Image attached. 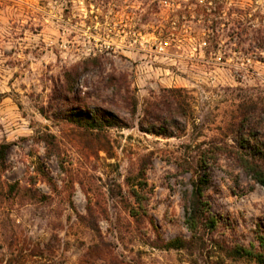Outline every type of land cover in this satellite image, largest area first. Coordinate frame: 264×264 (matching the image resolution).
Wrapping results in <instances>:
<instances>
[{"label": "rangeland", "instance_id": "obj_1", "mask_svg": "<svg viewBox=\"0 0 264 264\" xmlns=\"http://www.w3.org/2000/svg\"><path fill=\"white\" fill-rule=\"evenodd\" d=\"M163 89L170 137L138 128ZM98 110L124 127L69 116ZM262 112L264 0H0V264H264L225 251L264 237V188L200 155ZM201 172L214 232L156 248Z\"/></svg>", "mask_w": 264, "mask_h": 264}, {"label": "trees", "instance_id": "obj_2", "mask_svg": "<svg viewBox=\"0 0 264 264\" xmlns=\"http://www.w3.org/2000/svg\"><path fill=\"white\" fill-rule=\"evenodd\" d=\"M180 89H163L159 95L158 102L154 103L151 109L138 122L141 132L154 136H171L167 134L162 124L170 126L175 132L183 130L181 121L185 118L186 103L180 100ZM132 105V113L135 111V104ZM264 112L260 118L253 119L252 126L247 121H240L232 145H221L203 150L200 155H215L220 152L223 155H230L249 174L252 179L264 188ZM70 117L83 120L85 126L92 130H103L111 127H124L122 123L105 111L98 110L94 114L69 113ZM249 121V120H248ZM246 123V124H245ZM4 146H0L3 149ZM3 156V151H1ZM207 158H202L199 168H203ZM206 173L201 172L191 180V190L186 197L185 213L191 239L186 240L177 236L165 241L156 248L165 250H184L190 247L192 240L197 239L201 230L214 232L217 220L211 215L208 203L204 198V186L206 184ZM226 249V248H225ZM232 257L255 258L258 262H264V237L259 238L258 246L234 245L231 249L225 250Z\"/></svg>", "mask_w": 264, "mask_h": 264}]
</instances>
